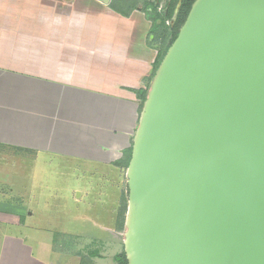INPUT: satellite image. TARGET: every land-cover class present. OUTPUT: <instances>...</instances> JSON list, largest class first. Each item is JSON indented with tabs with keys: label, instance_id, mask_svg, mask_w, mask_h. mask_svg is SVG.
<instances>
[{
	"label": "water",
	"instance_id": "95a60500",
	"mask_svg": "<svg viewBox=\"0 0 264 264\" xmlns=\"http://www.w3.org/2000/svg\"><path fill=\"white\" fill-rule=\"evenodd\" d=\"M132 148L128 264H264V0H195Z\"/></svg>",
	"mask_w": 264,
	"mask_h": 264
},
{
	"label": "crops",
	"instance_id": "0c3cea01",
	"mask_svg": "<svg viewBox=\"0 0 264 264\" xmlns=\"http://www.w3.org/2000/svg\"><path fill=\"white\" fill-rule=\"evenodd\" d=\"M145 7V0H0V154L119 169L160 47ZM113 178L102 180L117 184ZM7 198L0 191V234L17 224ZM21 237L0 235V264H54L47 251L35 252L38 237Z\"/></svg>",
	"mask_w": 264,
	"mask_h": 264
},
{
	"label": "rangeland",
	"instance_id": "374dc122",
	"mask_svg": "<svg viewBox=\"0 0 264 264\" xmlns=\"http://www.w3.org/2000/svg\"><path fill=\"white\" fill-rule=\"evenodd\" d=\"M164 3L159 6L160 10L164 9ZM16 154L19 153L5 151L0 154V191L8 194L2 201L15 210L17 219V224L9 226L7 223L2 231L21 238L26 235L31 239L38 237V241H35L38 238L33 241L35 252L47 251L49 261L54 264H80L82 257L67 252L68 249L81 250L90 264H116L113 256L123 249L126 231V225L121 229L118 227V212L122 194L128 195V167L120 166L116 172H108L105 168L93 167L92 163L80 164L60 155L40 153L38 159H32ZM104 176L114 177L118 183H109L111 179H108L107 184L102 180ZM6 183L14 188L13 192ZM103 186L105 190L109 187L110 192L101 191ZM29 211L34 215L30 216ZM20 216L26 217L25 225L18 223L23 221ZM32 225H40L44 231L35 230ZM56 233L75 238L67 239L72 243L68 245L64 237L63 241L61 237L54 241ZM51 239L52 244L48 247ZM94 247H100L101 256H88L87 249Z\"/></svg>",
	"mask_w": 264,
	"mask_h": 264
},
{
	"label": "trees",
	"instance_id": "16d2710c",
	"mask_svg": "<svg viewBox=\"0 0 264 264\" xmlns=\"http://www.w3.org/2000/svg\"><path fill=\"white\" fill-rule=\"evenodd\" d=\"M164 1L165 3L164 5H162L164 9L161 8L162 10H160L159 6L163 2L162 0H160L157 4L154 1L145 0V6H146L145 8L146 9L151 8V13H152L151 17L153 19V26L151 28V33L154 35V40L159 42V46H160L154 64L153 77L162 59L164 58L166 52L168 51V49L170 48V46L178 36L179 30L186 21L189 11L193 3L195 2V0H164ZM179 3L180 6L178 7ZM158 29H162V32H158ZM148 90L149 88L143 89L138 92L140 98L142 99L141 107H143L144 102L147 98ZM132 145L125 151L124 159L117 161L118 165L128 167L132 156V149H133ZM127 208H128V195L123 193L120 199V206L118 212L119 229L123 228V226L125 225ZM57 237H61V239L63 237L66 238L65 241L68 245L72 244L70 240H73L75 238V236L73 235L56 233L54 241H56ZM69 238L70 240L69 242H67V239ZM61 246L65 247L63 245ZM55 249L60 250L56 246ZM67 252L80 255L82 257L80 260V264H90L89 261L86 260L87 258H85L81 250L73 251L68 249ZM87 253L88 256L91 258L95 256H101V249L100 247H94L91 249H87ZM113 259L116 264H128L124 247L121 251H118L116 252V254H114Z\"/></svg>",
	"mask_w": 264,
	"mask_h": 264
},
{
	"label": "flooded vegetation",
	"instance_id": "af4514ba",
	"mask_svg": "<svg viewBox=\"0 0 264 264\" xmlns=\"http://www.w3.org/2000/svg\"><path fill=\"white\" fill-rule=\"evenodd\" d=\"M156 4L160 1V0H153ZM162 1H164V0H162ZM180 6V3H179V5H178V7Z\"/></svg>",
	"mask_w": 264,
	"mask_h": 264
}]
</instances>
